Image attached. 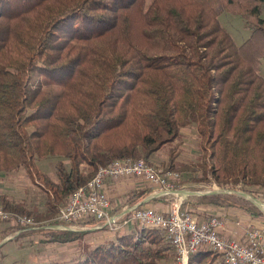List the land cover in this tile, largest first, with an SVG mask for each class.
<instances>
[{
	"label": "trees",
	"instance_id": "trees-1",
	"mask_svg": "<svg viewBox=\"0 0 264 264\" xmlns=\"http://www.w3.org/2000/svg\"><path fill=\"white\" fill-rule=\"evenodd\" d=\"M263 5L0 0V172L24 169L47 195L46 212L0 196L5 210L36 222L21 233L44 235L42 243L79 242L73 264H159L175 251L160 229H122L94 245L84 242L86 232L52 227L60 223L59 207L99 167L124 159L151 163L164 150L163 168L180 172V188L183 174L201 169L199 181L264 188V77L256 53L239 47L219 21L231 11L254 35L264 32ZM193 125L202 153L185 164L178 160L180 142ZM48 156L63 158L57 180L37 166ZM152 191L140 188L130 200L138 203ZM195 203L245 207L220 194L188 202ZM219 256L199 250L188 264H226Z\"/></svg>",
	"mask_w": 264,
	"mask_h": 264
},
{
	"label": "built area",
	"instance_id": "built-area-1",
	"mask_svg": "<svg viewBox=\"0 0 264 264\" xmlns=\"http://www.w3.org/2000/svg\"><path fill=\"white\" fill-rule=\"evenodd\" d=\"M140 178L151 184L160 197H180L179 202L164 213L142 204L134 205L124 213H113L106 190L107 180ZM180 172L165 170L144 159H124L107 167H99L96 175L85 186L75 191L61 206L56 229L71 230L76 225L95 221L100 228L118 232L128 225L140 228L160 229L174 247L178 264H187L189 256L199 250H211L224 259L226 264H264V228L254 227L241 239L226 238L222 234L224 221L218 215L197 219L182 207L183 199L178 191ZM0 222H13L21 227H36L32 218L15 214L0 205ZM26 229H19L17 233ZM10 239V237L8 238Z\"/></svg>",
	"mask_w": 264,
	"mask_h": 264
},
{
	"label": "rangeland",
	"instance_id": "rangeland-1",
	"mask_svg": "<svg viewBox=\"0 0 264 264\" xmlns=\"http://www.w3.org/2000/svg\"><path fill=\"white\" fill-rule=\"evenodd\" d=\"M261 17L264 19V5ZM219 21L221 25L229 32V34L239 47H244L256 53L257 63L260 68L259 73L264 77V32L262 31L254 35L253 30L247 27V21H245L239 14L233 13L231 11L223 12L219 16ZM180 143L181 153L178 157V160L180 162L186 164L194 163L199 160V156L202 152L199 149V137L195 125L183 129V138L181 139ZM62 159L63 158H57V156H48L40 160L38 159L37 166L41 171L48 174L52 179L57 180L56 164L59 160ZM167 161L168 156L165 150L160 151L150 159L151 163H154V165L161 168L165 167V162ZM202 176V169L201 171L199 170L190 175L183 174L182 180H184L185 184L183 190L192 192L226 190V193H219L220 196H224L226 198L229 197L230 200L234 201L235 203L244 205L245 207L242 209H245V211L249 215H251L249 211H264V205L258 206L254 202H252L251 199H247L245 197L243 198L237 193L239 191L247 193L254 199H257L264 204V188L247 187L241 183L237 186H219L213 182L197 180ZM191 178L195 180L192 181ZM210 178L211 177L208 176V179ZM1 195H5L9 198L8 200L10 201H20L22 199H25L30 207L37 208L41 212L47 211V195L36 183L30 180L24 169H18L12 172H0V196ZM169 197L173 198L171 199V202L174 204L176 202H179V200L181 199L180 197H176L174 195H171ZM197 197L198 195L183 196L182 207L193 213L197 219L202 220L203 218L198 215L200 213L194 210V208L196 207L194 205H196V203L193 206L188 205V202H195L197 200ZM184 202H186L187 206L186 204H183ZM0 204H2L1 201ZM61 206L59 208H61ZM205 215L207 216V214ZM47 223H49V221H42L41 225L45 226V224ZM95 223V221L90 220L88 222L76 225L70 231L86 232L87 235L85 236L84 242H91L94 245H97L100 244L103 240L102 236L105 238V236L107 235L105 233V228L98 229L100 228V226ZM19 229L20 227L15 225L13 222H0V235L5 234L4 240L10 237V240H8L7 242L3 240L0 243V245L2 244L0 247H2L1 251L3 253L2 256L0 255V262H2L3 264H73L80 255L78 244L79 242L77 241H73L70 243H42L41 240H44V235H41L39 233H36L35 235H26V232H20L22 235H19L20 233H17ZM174 252L167 259L161 260L159 264H178L177 254ZM219 257L222 258L221 256Z\"/></svg>",
	"mask_w": 264,
	"mask_h": 264
},
{
	"label": "crops",
	"instance_id": "crops-1",
	"mask_svg": "<svg viewBox=\"0 0 264 264\" xmlns=\"http://www.w3.org/2000/svg\"><path fill=\"white\" fill-rule=\"evenodd\" d=\"M147 186L152 187L151 184L144 180H141L140 178H123L118 181L107 180L106 190L110 197V201L113 207V213H124L129 208L142 202V205L144 206L154 207L160 212H168L174 204L171 202V199L173 198H170L169 196H155L149 202H145V199L138 203L136 202L138 200H130L131 195L134 194L138 189ZM154 193L155 189L153 188L151 195H153ZM181 197L183 198V196ZM194 206H196L194 210L200 213L196 214H198L203 219H206L208 216L212 215L220 216L224 221L222 234L226 238L241 239L244 237L246 231L251 228H264V211H261L262 215L255 216L249 215L244 209L241 208H225L210 204H196ZM205 214H207V216ZM136 227L137 225H128L127 227H124L120 232H133L134 230H136ZM105 233L107 236H105V238L102 236L103 242L115 239L119 231L112 232L105 228Z\"/></svg>",
	"mask_w": 264,
	"mask_h": 264
},
{
	"label": "water",
	"instance_id": "water-1",
	"mask_svg": "<svg viewBox=\"0 0 264 264\" xmlns=\"http://www.w3.org/2000/svg\"><path fill=\"white\" fill-rule=\"evenodd\" d=\"M187 193V194H184V193ZM227 191L226 190H213V191H210V192H192V191H188V190H180L178 191V194L181 195V196H188V195H198V196H203V195H208V194H219V193H226ZM240 196L242 197H245L247 199H251L252 202H254L256 205L258 206H263L264 204L261 203V201L257 200V199H254L253 197H251L249 194L247 193H244V192H237ZM155 196H158L157 194H153V195H150L147 197V199H145V202H149L150 200H152ZM143 203V202H142ZM140 203V204H142ZM54 228V227H53ZM8 240L10 239H6L4 240L5 242H7ZM4 242V243H5ZM3 243V244H4ZM2 245V244H1ZM0 245V246H1Z\"/></svg>",
	"mask_w": 264,
	"mask_h": 264
},
{
	"label": "bare ground",
	"instance_id": "bare-ground-1",
	"mask_svg": "<svg viewBox=\"0 0 264 264\" xmlns=\"http://www.w3.org/2000/svg\"><path fill=\"white\" fill-rule=\"evenodd\" d=\"M184 194H187L186 192Z\"/></svg>",
	"mask_w": 264,
	"mask_h": 264
}]
</instances>
